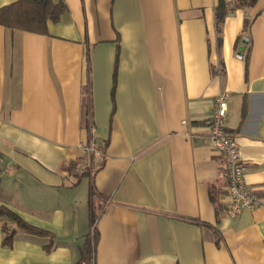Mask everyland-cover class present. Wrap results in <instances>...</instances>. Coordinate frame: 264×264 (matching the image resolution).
Returning <instances> with one entry per match:
<instances>
[{
    "label": "crops",
    "instance_id": "1",
    "mask_svg": "<svg viewBox=\"0 0 264 264\" xmlns=\"http://www.w3.org/2000/svg\"><path fill=\"white\" fill-rule=\"evenodd\" d=\"M61 1L45 34L0 25V205L49 233L0 240V264H75L92 230L94 264H264V0L221 22L218 0ZM220 92L261 200L234 218Z\"/></svg>",
    "mask_w": 264,
    "mask_h": 264
},
{
    "label": "trees",
    "instance_id": "2",
    "mask_svg": "<svg viewBox=\"0 0 264 264\" xmlns=\"http://www.w3.org/2000/svg\"><path fill=\"white\" fill-rule=\"evenodd\" d=\"M255 0H234L228 4L225 0H218L216 7L217 22H221L225 15L234 8L252 4ZM65 10V4L61 0H14L0 7V25L10 29H18L34 33H47V23L58 21ZM93 190L91 194L93 195ZM96 214L91 213L92 229L95 227ZM0 231L1 244L10 246L16 232L21 231L34 235H48L49 233L24 221L17 213H14L5 205H0ZM93 232V230H92ZM92 232L82 246L81 258L75 264H94L95 246Z\"/></svg>",
    "mask_w": 264,
    "mask_h": 264
},
{
    "label": "built area",
    "instance_id": "3",
    "mask_svg": "<svg viewBox=\"0 0 264 264\" xmlns=\"http://www.w3.org/2000/svg\"><path fill=\"white\" fill-rule=\"evenodd\" d=\"M232 5L234 0H225ZM241 58L242 54H237ZM228 94L220 92L215 98L214 111L210 117L208 126V139L210 145L224 158L226 178V213L229 218L239 216L244 210L251 211L261 204L260 198L251 190L245 181L244 162L240 156L237 144L231 135L227 134L224 128L226 110L228 109ZM185 124V121H182ZM83 149L88 155L84 163L91 172L101 166V158L91 157L96 152L95 144L92 141L84 144ZM83 169V167H81Z\"/></svg>",
    "mask_w": 264,
    "mask_h": 264
}]
</instances>
